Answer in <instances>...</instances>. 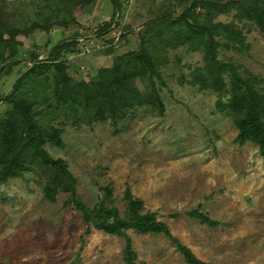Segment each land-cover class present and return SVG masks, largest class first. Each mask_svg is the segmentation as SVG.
<instances>
[{"label":"rangeland","instance_id":"374dc122","mask_svg":"<svg viewBox=\"0 0 264 264\" xmlns=\"http://www.w3.org/2000/svg\"><path fill=\"white\" fill-rule=\"evenodd\" d=\"M4 1L12 18L25 11L33 14V5L22 4L26 0ZM119 1L122 9L99 41L93 31L111 18L112 0L77 9L75 24L49 32L35 29L34 37L23 38L24 49L34 48L45 56L74 32H87L90 39L78 37L80 49L69 55L67 71L78 80H89L94 69L139 48L141 35L155 17L183 10L172 0ZM214 21L234 22L243 31L244 45H222L218 57L233 61L246 75H255L256 85L264 91V34L253 22L239 19L235 10L218 14ZM111 37L114 41H107ZM166 56L168 61L160 68L163 82L156 80L165 103L163 113L145 104L133 108L117 125L111 118L79 125L69 121L62 133L63 146L51 142L45 146L53 157L68 163L77 179V193L86 203L95 204L109 187L107 201L124 214V191L130 186L144 200L145 209L156 211L200 259L264 264V156L255 142H238L233 114L219 108L218 101L226 102L229 93L192 82L197 69L205 66L204 52L183 45L169 48ZM30 60L22 58L24 62L2 74L0 95L12 90ZM146 84L136 79L140 89ZM9 107L0 102V116ZM61 120L53 115L49 122L60 126ZM40 181L33 170L0 181V264H126L124 237L93 226L87 230L81 212L65 203L69 194L59 192L56 200H49ZM200 203L219 220L218 225L185 213ZM128 232L138 264H187L165 234Z\"/></svg>","mask_w":264,"mask_h":264},{"label":"trees","instance_id":"16d2710c","mask_svg":"<svg viewBox=\"0 0 264 264\" xmlns=\"http://www.w3.org/2000/svg\"><path fill=\"white\" fill-rule=\"evenodd\" d=\"M96 1L26 0L22 4L33 5V14L25 11L20 17L12 18L13 12L0 0V78L13 66L24 62L22 58L31 59L26 61L30 65L16 78L12 90L0 95V102L10 105L5 115L0 116V181L23 176L28 170L39 173L44 197L56 200L59 192L68 193L65 203L81 212L87 230L93 226L124 237L126 264H138L128 229L165 234L187 264H215L197 257L173 234L169 225L159 219L156 211L145 209L144 200L135 196L130 186L124 191V214L107 201L111 193L109 187L104 188V197L95 204L83 201L68 163L53 157L45 145L51 142L63 146L62 133L69 121L79 125L111 118L117 125L133 108L145 104L163 113L165 103L156 82H163L160 68L168 61L169 48L187 45L189 49L202 50L205 59V66L197 69L192 82H199L201 88L229 93L226 102L218 101L219 108L233 114L238 142H255L264 156V91L256 85L255 75H246L233 61L218 57L222 45L227 48L244 45L245 34L234 22L214 21L218 14L235 10L239 19H248L264 34V0H172L174 5L183 7L179 14L169 11L155 17L141 35L139 48L115 56L109 66L94 69V76L89 80H78L67 71L69 55L80 49L78 37L84 36L85 41L90 39L86 38L87 32H74L43 59H39L41 54L34 48L24 49L23 38L34 37L35 29L49 32L55 27L75 24L81 9ZM112 2L111 18L93 31L98 41L102 38L100 34L113 25L118 7L122 9L121 1ZM107 41L113 42L114 37ZM136 79L147 82L144 89L136 85ZM53 115L63 118L60 126L49 122ZM202 206L200 203L185 213L201 223L218 225L219 220L210 217Z\"/></svg>","mask_w":264,"mask_h":264},{"label":"water","instance_id":"95a60500","mask_svg":"<svg viewBox=\"0 0 264 264\" xmlns=\"http://www.w3.org/2000/svg\"><path fill=\"white\" fill-rule=\"evenodd\" d=\"M118 10H119V7H118ZM57 44H54L50 50L48 51V53L45 55V56H41L39 57V59H43V58H46L50 53H52V51L54 50V48L56 47Z\"/></svg>","mask_w":264,"mask_h":264}]
</instances>
